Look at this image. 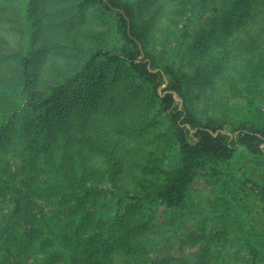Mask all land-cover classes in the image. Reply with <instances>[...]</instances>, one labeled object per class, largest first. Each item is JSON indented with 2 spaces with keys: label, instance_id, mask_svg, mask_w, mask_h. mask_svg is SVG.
Masks as SVG:
<instances>
[{
  "label": "trees",
  "instance_id": "16d2710c",
  "mask_svg": "<svg viewBox=\"0 0 264 264\" xmlns=\"http://www.w3.org/2000/svg\"><path fill=\"white\" fill-rule=\"evenodd\" d=\"M238 147L264 158V0H0V264H217L178 226Z\"/></svg>",
  "mask_w": 264,
  "mask_h": 264
},
{
  "label": "rangeland",
  "instance_id": "374dc122",
  "mask_svg": "<svg viewBox=\"0 0 264 264\" xmlns=\"http://www.w3.org/2000/svg\"><path fill=\"white\" fill-rule=\"evenodd\" d=\"M96 9V6L85 8L82 17L86 23L103 31L104 15H99ZM95 14H98V19ZM66 26L61 28L67 30ZM252 158L241 147L237 148L232 164L228 166L230 178L227 186L223 187V190L229 187V192L221 193L222 186L215 187L216 184L208 183L203 175L196 179L190 189L188 212L178 226V241L195 234V241L198 242L193 251H197L200 242H207L212 251L222 256L226 254L222 259H214L217 264H264V217L260 204L246 191L237 189L240 185L238 180L245 178L255 181L257 185H264V158L259 161ZM158 208L155 207L154 211ZM249 245L256 250L251 259L246 250ZM237 248L240 251H236Z\"/></svg>",
  "mask_w": 264,
  "mask_h": 264
},
{
  "label": "water",
  "instance_id": "95a60500",
  "mask_svg": "<svg viewBox=\"0 0 264 264\" xmlns=\"http://www.w3.org/2000/svg\"><path fill=\"white\" fill-rule=\"evenodd\" d=\"M139 48L141 49L140 46H139ZM143 57H144V54L141 53L140 58L138 59V61H141L143 59ZM166 86H167V82H165L160 88H158V93H161V91L163 89H165ZM166 93H168V91H165L163 94H161V96H163ZM173 97H174L175 102L178 104V107L181 108V106H182V100L178 98V96H177L176 93H173ZM192 132H194V130Z\"/></svg>",
  "mask_w": 264,
  "mask_h": 264
}]
</instances>
